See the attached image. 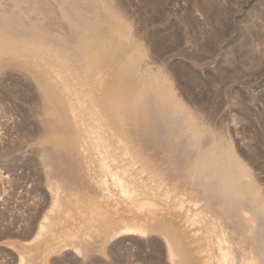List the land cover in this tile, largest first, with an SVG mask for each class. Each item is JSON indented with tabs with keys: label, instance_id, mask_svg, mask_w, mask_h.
I'll return each instance as SVG.
<instances>
[{
	"label": "rangeland",
	"instance_id": "1",
	"mask_svg": "<svg viewBox=\"0 0 264 264\" xmlns=\"http://www.w3.org/2000/svg\"><path fill=\"white\" fill-rule=\"evenodd\" d=\"M3 1V5L7 2L11 6V0ZM34 1H40L42 8L53 5V0ZM85 2L115 9L120 16L113 23L101 10L97 12L103 34L113 37L111 48L100 44L99 49L107 51L106 65L102 64V72L96 69L93 80L106 83L110 92L124 96L139 89L140 75L146 68L151 69L148 81L162 72L176 95L204 125L205 138L200 143L205 147L218 136L219 150H233L257 192H242L231 216L222 212L219 203L201 201L196 206L192 201L197 199L198 191L187 165L197 152L191 146L184 148L187 152L179 149L183 138L176 125H171L175 138H161L167 142L161 141L159 150L148 151L156 155L149 160L148 152L138 151L136 146L128 148L127 141L118 140L98 108L92 109L90 120L73 101L70 113L74 109L79 119L77 132L86 133L88 140L83 142L81 152L73 147L68 155L76 162L82 160L89 170L71 168L65 182L72 191V202L82 213L77 214L75 206L61 202L60 197L68 198L70 193L59 185L62 191L57 192L60 200L55 203L41 164V149L50 148L53 141L44 133L46 118L41 112L37 84L44 75L51 77L44 74L41 62L1 57L0 264H20L22 256L26 264H173L179 261L176 248L181 242L196 254L198 261L203 258V264H215L218 252L213 237L224 253L218 264H230L235 257L239 264L254 262L261 229L247 227L241 216L246 215L245 207L250 209L253 224L264 231V205L256 201L259 195L264 197V0ZM120 33L133 34L132 44L119 46ZM132 45L144 52L142 69L138 72V68H129L120 74L117 67L128 58ZM32 69L39 72L38 78L31 74ZM172 120L174 123L177 118ZM69 127L66 123L58 126L64 132L72 131ZM176 140L181 144L174 143ZM170 143L174 147L168 148L171 154H164ZM129 198L138 205L150 204L127 209L124 202ZM60 203L63 208H71L73 214L62 215L53 239L34 250L43 245L39 244L42 239L35 237L39 226L55 219L50 210ZM140 225L145 232L136 230ZM163 227L169 228L171 235H163ZM166 241L173 244L171 260ZM77 244L89 249L92 246V252L77 253Z\"/></svg>",
	"mask_w": 264,
	"mask_h": 264
},
{
	"label": "bare ground",
	"instance_id": "2",
	"mask_svg": "<svg viewBox=\"0 0 264 264\" xmlns=\"http://www.w3.org/2000/svg\"><path fill=\"white\" fill-rule=\"evenodd\" d=\"M0 1L2 2L3 0ZM11 1V6L7 2H5L6 5L5 3L4 5L2 4L4 1L0 2V58L7 57L9 60L19 62L21 61L18 60L19 58H26L34 62H41L44 65V74L51 77L49 79L44 75L37 84L39 97H41V102L39 101V103H42L43 108L41 112L44 111L42 115L44 114L46 118V121L43 119L45 123V127L43 126L45 129L44 133L51 136L53 141L50 148L41 149L40 153L43 158L41 159V164L46 171V184L55 194V203L61 198L63 200L61 202L75 206L74 202H72V191L70 190V186L66 184L65 177H68L71 168L81 169L83 167L89 170L87 164H83L82 160L76 162L77 160L68 155L73 147L78 152H81L83 148L82 144H85L83 142L88 140H86L88 137L86 133L77 132L79 119L74 109L70 113V106L73 105V101L84 109L89 119L92 109L98 108L101 116L109 123L108 127L116 133L118 140L127 141L128 148L136 146L138 151L142 150L146 153L148 151L151 152L152 149L159 150L160 147L158 148V146L162 144L161 141H166L161 138H175V131L172 130L171 125H176L178 131L180 130L179 133L183 140L182 142L179 141V143H182H180L181 145L177 140L174 143H178L181 146L180 148L177 145L179 149L185 150V147L188 149L191 146L197 152V157L191 161L192 163L187 165L192 174L191 178L195 181L193 186L198 191V200L192 201L196 206L201 201H212L222 205V212L226 216H231V211L232 209L235 211L236 201L242 192L247 190L251 193L257 192L254 185L250 182L249 176H247L246 167L239 161L233 150L229 147H225L222 151L219 150L221 144L215 138L219 139L218 136L212 138L211 142L206 144L205 147L201 144L202 142L200 143L201 138H205L204 125L176 95L173 86L162 72H158L152 78V81H148L147 76L151 73V69L146 68L140 75L142 82L139 89L124 96H118L110 92L106 87V83L95 82L93 80L96 75V69L102 72V64L106 60L107 51L106 49L101 51L99 49L101 47L100 44H106L108 48H111V39L113 37L112 35L103 34L99 26L100 17L97 12L101 10L106 18L116 23V21H119L120 16L115 9L105 8L103 5L100 7L98 4L93 7L88 5L85 0H53V5L44 6L43 8L40 7V1ZM65 2L71 6L65 5ZM27 13L31 15L26 16L29 15ZM117 39L119 46L122 44L131 45L134 40L133 34L130 33H120L117 35ZM144 58L143 50L132 45L128 58L122 64L119 62L120 65L117 67V72L121 74L129 68H138L139 72L142 69L140 65ZM32 70L31 74L38 78L39 72ZM54 79H56V82ZM73 83L75 85L74 88ZM62 90L65 92L63 93ZM157 115H159V118L156 117ZM175 118H177V121L173 123L172 121L174 120L172 119ZM89 119L87 120V126L90 125L91 119ZM60 123L70 125L69 128L72 131H62L58 128ZM210 136L212 135L210 134ZM176 138L178 139V137ZM94 140H96V143H99L98 139ZM172 143H170L171 146L169 147H167L168 144L167 146L163 144V146L165 145L167 149H171L173 147ZM167 149L163 151L164 154L165 152H171L169 151L170 149ZM157 153L160 152L157 151ZM155 156L151 153V155H148V159L153 160ZM132 157L135 159L134 156ZM58 185L64 191H69L68 198L65 196L60 197L58 200L56 197L60 189ZM61 189L60 191L63 190ZM177 189L182 188L177 185ZM122 195L126 194L122 193ZM259 197L262 196L259 195ZM259 197H256V201L258 200L259 202L257 204L264 205V200H262L264 197L261 199ZM95 202L100 205V201ZM101 202L103 203V201ZM60 204L57 207L53 206L50 210L54 213L55 219L50 220L45 225L39 226L35 237L42 239L39 244L43 245L38 246L34 250L43 248L53 239L54 230L61 222L60 217L62 218V215L66 214L70 216L73 214L71 208L68 206L63 208V204ZM124 204L127 209L130 207L138 209L139 206L142 208L150 203L138 205L134 198H129L126 199ZM249 211L245 207L243 213L246 212V215L241 216L245 220L246 226H249L251 229H261L258 250L257 253H254V258L252 257L254 262H250V264H264V231H262L260 226L257 228L253 224V215ZM148 212L152 215L154 214L152 211ZM76 213L79 215L82 213L80 207H76ZM260 217H262L260 218L261 223L263 216ZM256 219L259 221V218ZM162 229L165 230L163 235H171L169 228L163 227ZM136 230H139L141 233L146 231L141 225ZM212 241L218 252L215 257V264H218L224 258L223 249L220 242L214 239V237ZM166 243L169 247V260H171L173 254L170 251L173 249V244L170 241H166ZM184 245L185 243L181 242L176 248L178 252L175 251L180 255V262L175 261L173 264L204 263L203 258H201V261H198L196 254ZM91 248L92 246L89 249V247H83L79 244L74 246L77 253L85 252V254L90 253ZM107 250L105 251H110L108 248ZM108 255L110 256V254ZM23 258L25 257H20V264H26ZM230 264H239L236 261V257L230 261Z\"/></svg>",
	"mask_w": 264,
	"mask_h": 264
}]
</instances>
